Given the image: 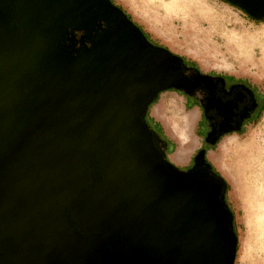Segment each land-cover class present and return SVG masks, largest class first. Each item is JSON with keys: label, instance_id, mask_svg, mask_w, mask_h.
Here are the masks:
<instances>
[{"label": "water", "instance_id": "1", "mask_svg": "<svg viewBox=\"0 0 264 264\" xmlns=\"http://www.w3.org/2000/svg\"><path fill=\"white\" fill-rule=\"evenodd\" d=\"M0 1L19 26L0 19V264H233L223 180L178 170L141 119L209 77L107 0Z\"/></svg>", "mask_w": 264, "mask_h": 264}, {"label": "rangeland", "instance_id": "2", "mask_svg": "<svg viewBox=\"0 0 264 264\" xmlns=\"http://www.w3.org/2000/svg\"><path fill=\"white\" fill-rule=\"evenodd\" d=\"M112 1L151 42L165 47L176 57L181 56L195 62L198 73L244 80L241 81L242 84L257 90L264 97L263 21H252L243 10L242 12L220 0ZM233 78L226 80L232 83L235 81ZM174 91L185 96L180 90ZM174 91L163 92L158 99L178 98ZM185 97L186 109L197 104L194 96ZM180 99L176 104L177 108H174L176 112L181 108ZM158 103L157 100L148 109L147 123L161 139L159 126L151 121L152 118L157 122L158 117L150 118V112ZM263 107L264 99H259L249 120L258 118L245 128L242 126L236 130L240 133L236 137L235 134L225 136L215 147L210 138L207 120L201 116V121L196 126L200 141L192 163L184 166L172 163L178 170L186 172L193 167L194 161L203 160L202 152L205 153V163H208L207 154L208 157L213 156L212 160L218 165L210 161L213 172L218 173L228 185L226 201L232 212V227L237 239L233 264H264ZM164 122L165 126L167 124L165 128L173 129V123ZM159 148L161 150L163 146L160 145ZM209 150L213 152L208 153ZM227 216L230 220L228 213Z\"/></svg>", "mask_w": 264, "mask_h": 264}, {"label": "flooded vegetation", "instance_id": "3", "mask_svg": "<svg viewBox=\"0 0 264 264\" xmlns=\"http://www.w3.org/2000/svg\"><path fill=\"white\" fill-rule=\"evenodd\" d=\"M16 13L17 1H0V19L5 21L10 29H17L19 27L17 23L13 22V17H15ZM179 65L183 76L190 78L192 75L198 73L192 67L186 65L180 60ZM199 74L202 73L199 72ZM208 77L209 78L199 82L189 94L185 93L183 90L180 91L183 92L185 96L192 95L197 99L201 115L203 119L207 120L212 141L223 133L236 131L242 126L245 128L246 125L252 123L258 118L257 117L255 120H249L256 110L258 100L264 99L260 92L258 93L257 90L250 89L236 79L232 83H228L226 79L229 78V76L212 74L210 76L208 75ZM253 91L257 94L256 96ZM148 129L150 132L152 131L150 125L148 126ZM151 138L156 150L160 152L161 150L159 146L161 144L155 136V133L151 135ZM196 170L208 172L215 177L207 168L203 160L194 161L193 167L186 171V173H191ZM52 214H54L53 211ZM65 214H68L69 218L71 217V213L68 211H66ZM44 218L47 219L48 216L45 215ZM70 219L72 223L75 224V220L73 218ZM1 255L2 251H0V263H3ZM64 264L67 263L64 262Z\"/></svg>", "mask_w": 264, "mask_h": 264}, {"label": "crops", "instance_id": "4", "mask_svg": "<svg viewBox=\"0 0 264 264\" xmlns=\"http://www.w3.org/2000/svg\"><path fill=\"white\" fill-rule=\"evenodd\" d=\"M174 94L178 98L176 99L159 98L158 106L154 107L150 112V118L158 117L157 122L152 118L151 121L154 125L159 126L160 135L162 136L160 140L163 142V143L160 142V144L163 146V149L166 153L167 161H169L171 164L175 163V165L184 166L192 163L193 156L196 154L195 152L198 150L200 137L197 136L196 134V126L197 124L200 123L202 115L198 104H194L190 109H186L184 107V102L186 97L183 96L182 93L180 94L177 93L176 91H174ZM179 98H181L180 99L181 108L179 109L180 111L177 109L176 112L174 108H177L176 104ZM164 121L167 122L169 121V123H173V129L169 130L168 128H165L167 127V124L165 126ZM191 128L192 131H190ZM182 130L186 132L187 140H185L184 137L181 135ZM236 136L237 134H235V137ZM224 137H222L221 140ZM169 148L171 149V151H168ZM209 152H213V151L209 150L208 153ZM207 158L208 159L206 160H208L209 163L210 161L212 163L214 162L212 160L213 156L211 158V156L208 157L207 154Z\"/></svg>", "mask_w": 264, "mask_h": 264}, {"label": "trees", "instance_id": "5", "mask_svg": "<svg viewBox=\"0 0 264 264\" xmlns=\"http://www.w3.org/2000/svg\"><path fill=\"white\" fill-rule=\"evenodd\" d=\"M110 4H114L113 3V1L112 0H107ZM220 1H223V2H225L224 0H220ZM227 3V2H226ZM229 4V3H228ZM115 5V4H114ZM238 10H240V9H238ZM123 11V10H122ZM240 11H242V10H240ZM243 12V11H242ZM123 13L126 15V17L129 19V20H131L130 18H129V16L123 11ZM245 13V12H244ZM245 15L247 16V14L245 13ZM248 18H250L249 16H248ZM252 21H255L256 19H253V18H250ZM258 21H263L264 22V19H261V20H258ZM136 26V25H135ZM137 27V26H136ZM138 29H139V32H140V36H141V38L144 40V41H146L148 44H149V46L151 47V48H160V49H164V50H166V48L165 47H163V46H161V45H157V44H154L153 42H151V40L149 39V37L139 28V27H137ZM178 59L180 60V61H182V62H184L186 65H189L190 67H192L195 71H197L198 70V68H197V66H196V63L195 62H193V61H190V60H187V59H185V58H183V57H181V56H179L178 57ZM230 78H233V77H231V76H229ZM233 79H235V78H233ZM236 80H238V81H244V80H240V79H236ZM169 90H171V91H174V89H169ZM168 91V90H167ZM162 92H165V91H162ZM162 92H159L155 97H154V99L152 100V102L150 103V104H148V106L146 107V109H145V111L143 112V114H142V119H143V121L144 122H146V124H147V127L149 126V124L147 123V118H148V114H147V111H148V109L153 105V104H155L156 103V101L158 100V96L162 93ZM264 108V107H263ZM152 132V134H154V131H151ZM242 132V131H241ZM231 134H240V133H238V132H236V131H231V132H226V133H223V134H221V135H219L214 141H213V143H215V145H214V147L217 145V143L221 140V138L222 137H224V136H226V135H231ZM157 138H158V140H159V142H161V143H163L161 140H160V138L157 136V135H155ZM162 151H163V154H164V157H165V159H166V153H165V151H164V149H162ZM203 153V156H204V152H202ZM202 156V159H203V162L205 163V161H204V159H205V156L203 157ZM166 161H167V159H166ZM208 162V161H207ZM206 165H208L209 166V170L211 171V173L216 177V178H220V176L218 175V173H214L213 172V170H212V167H211V165L209 164V162L208 163H205ZM222 179V178H221ZM223 180V179H222ZM222 187H223V189L220 191V194H219V200H220V202H221V204H222V206H223V208L226 210V212L228 213V215H229V224H230V229H231V232H232V235H233V238H234V240L236 241V244H235V249H234V255H235V252H236V246H237V239H236V236H235V234H234V232H233V227H232V212H231V209L229 208V205H228V203H227V190H228V185H227V183H226V181H224L223 180V183H222Z\"/></svg>", "mask_w": 264, "mask_h": 264}, {"label": "bare ground", "instance_id": "6", "mask_svg": "<svg viewBox=\"0 0 264 264\" xmlns=\"http://www.w3.org/2000/svg\"><path fill=\"white\" fill-rule=\"evenodd\" d=\"M188 117V116H187ZM193 119V118H192ZM181 135L184 137L185 140H187V135H186V132L185 131H181ZM182 155V153H181Z\"/></svg>", "mask_w": 264, "mask_h": 264}]
</instances>
